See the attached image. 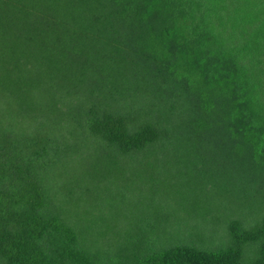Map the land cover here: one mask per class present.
<instances>
[{
  "label": "trees",
  "instance_id": "1",
  "mask_svg": "<svg viewBox=\"0 0 264 264\" xmlns=\"http://www.w3.org/2000/svg\"><path fill=\"white\" fill-rule=\"evenodd\" d=\"M0 264H264V0H0Z\"/></svg>",
  "mask_w": 264,
  "mask_h": 264
},
{
  "label": "rangeland",
  "instance_id": "2",
  "mask_svg": "<svg viewBox=\"0 0 264 264\" xmlns=\"http://www.w3.org/2000/svg\"><path fill=\"white\" fill-rule=\"evenodd\" d=\"M158 155L159 161L142 155L135 157L132 162L126 157V162L119 167H112L108 170L110 172L107 176L110 178L108 180H113L117 184L110 186L109 189L112 193L117 190L130 199L129 202L127 201L129 204L127 208L132 212L133 221L143 211L149 214L154 210V206L151 207V204H148L153 200L157 201L158 208L166 206L172 210L171 216H169L172 220L177 222L187 220L178 218L179 215H184L191 221L190 215L192 214L183 213L191 208L190 205H186L188 202L178 198V176L180 174L178 158H170V156H174L173 153ZM154 162L159 163L158 167ZM184 205L185 210L183 209ZM187 213L191 212L188 211Z\"/></svg>",
  "mask_w": 264,
  "mask_h": 264
}]
</instances>
